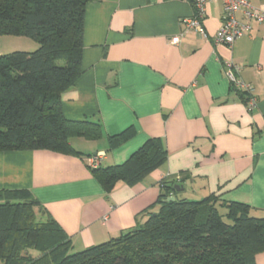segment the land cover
Segmentation results:
<instances>
[{
	"label": "crops",
	"instance_id": "1",
	"mask_svg": "<svg viewBox=\"0 0 264 264\" xmlns=\"http://www.w3.org/2000/svg\"><path fill=\"white\" fill-rule=\"evenodd\" d=\"M248 1L254 7L264 3ZM192 12L191 0L88 3L82 73L62 93L60 108L67 120L98 122L102 137L70 139L78 156L0 152V191H27L78 252L143 221L162 181L175 182L174 198L213 196L264 215V24L249 22V31L228 48L214 42L221 0L206 5L205 38L184 26ZM237 18L246 23L240 13ZM7 40L0 38V54L10 53ZM227 62L251 87L250 111L225 77ZM127 129L133 136L110 150L108 138ZM148 139L161 141L165 164L134 186L117 183L106 193L86 160L102 153L101 168L120 165ZM262 256L256 255L255 264H264Z\"/></svg>",
	"mask_w": 264,
	"mask_h": 264
},
{
	"label": "trees",
	"instance_id": "2",
	"mask_svg": "<svg viewBox=\"0 0 264 264\" xmlns=\"http://www.w3.org/2000/svg\"><path fill=\"white\" fill-rule=\"evenodd\" d=\"M91 1L0 0V38L37 44L32 53L0 54V152L78 156L70 139L102 137L98 122L67 120L60 108L62 93L82 73L84 11ZM241 94L246 103L247 94ZM133 134L127 129L109 137V149ZM166 160L161 141L148 139L120 165L88 168L107 193L117 183H140ZM174 185L160 183L157 201L134 228L79 252H72L69 238L42 216L27 191H0V264H255L256 255L264 253V215L213 196L174 198Z\"/></svg>",
	"mask_w": 264,
	"mask_h": 264
},
{
	"label": "built area",
	"instance_id": "3",
	"mask_svg": "<svg viewBox=\"0 0 264 264\" xmlns=\"http://www.w3.org/2000/svg\"><path fill=\"white\" fill-rule=\"evenodd\" d=\"M210 1L211 0H191L193 12L190 17L184 20V26L187 29L192 30L194 33L204 38L206 37V33L202 21L205 18L206 5ZM221 3V26L214 36V42L216 44H224L228 48H231L237 39L249 31V22L264 24V3H261L257 7L252 6L248 0H221ZM238 13L241 14L246 23L238 20ZM238 72L239 68L237 66L231 62L225 63V77L230 82L232 88L240 93L247 94L248 99L246 101V107L250 111L255 106V99L251 95V87L236 77V73ZM102 157V153L89 157L86 160L87 166L91 169L97 168L100 165ZM105 219L106 218L103 220L105 221Z\"/></svg>",
	"mask_w": 264,
	"mask_h": 264
},
{
	"label": "rangeland",
	"instance_id": "4",
	"mask_svg": "<svg viewBox=\"0 0 264 264\" xmlns=\"http://www.w3.org/2000/svg\"><path fill=\"white\" fill-rule=\"evenodd\" d=\"M6 37H9V36H6ZM13 39H19V40H16V41H22V42H15ZM7 41H10L9 42L10 45L7 42V45L11 46L9 49H7V50H10V52H14V51L15 52H22V51H24V52L32 53V52H34L37 49V44L34 41H32L30 39H27V38H23V37H19V38L9 37V40H7ZM27 43H29V44H27ZM27 45H31V47H28ZM0 52H4V51L1 50ZM71 247H72V252H78L76 247H75V244H71ZM261 254L263 255L261 257V260H264V254L263 253H261Z\"/></svg>",
	"mask_w": 264,
	"mask_h": 264
},
{
	"label": "water",
	"instance_id": "5",
	"mask_svg": "<svg viewBox=\"0 0 264 264\" xmlns=\"http://www.w3.org/2000/svg\"><path fill=\"white\" fill-rule=\"evenodd\" d=\"M173 200H174L173 197H169V198L167 199V201H173Z\"/></svg>",
	"mask_w": 264,
	"mask_h": 264
}]
</instances>
